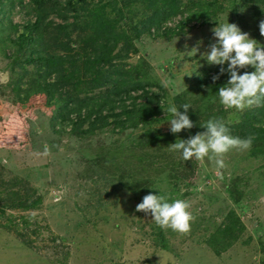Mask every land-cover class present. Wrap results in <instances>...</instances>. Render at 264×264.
<instances>
[{"label":"rangeland","instance_id":"rangeland-1","mask_svg":"<svg viewBox=\"0 0 264 264\" xmlns=\"http://www.w3.org/2000/svg\"><path fill=\"white\" fill-rule=\"evenodd\" d=\"M107 2L112 4L105 8L106 16L118 19L117 10L127 16L122 0H90L88 5L91 9ZM224 6L214 22L191 21L170 39L145 35L134 42L138 51L125 60L126 69L145 63L146 79L157 86L150 91L160 96L159 114L135 129L112 130L111 124L88 135H74L68 123L53 126L55 108L46 105L43 95L16 99L12 88L18 85L23 91L28 77L19 83L22 69H14L8 57L16 46L5 38L9 30L0 32V190L14 179L13 188H30L32 199L41 198L35 209L0 213V264H264V153L251 154L252 145L231 150L223 156L225 167L218 169L207 157L183 161L168 147L194 136L189 129L172 134L167 109L178 90L184 92L195 77L216 66L202 57L215 43L212 29L227 20L264 47L259 31L264 1L239 0ZM256 7L258 14L252 13ZM140 9L136 0L129 11ZM20 21L21 14L15 13L12 22ZM119 25L131 29L130 22ZM192 48H198L197 53L186 56ZM256 108L262 104L243 110L223 107L222 121L236 124ZM147 134L158 141L144 154L136 143ZM161 155L175 161L176 168L148 165ZM182 167L187 168L184 178ZM134 179L148 180L153 191L131 193L128 183ZM149 193L166 195L169 202L187 201L193 216L190 231L161 228L160 238L151 216L136 211ZM229 215L242 229L223 244L218 230L227 225ZM161 241L166 250L160 248Z\"/></svg>","mask_w":264,"mask_h":264},{"label":"trees","instance_id":"trees-1","mask_svg":"<svg viewBox=\"0 0 264 264\" xmlns=\"http://www.w3.org/2000/svg\"><path fill=\"white\" fill-rule=\"evenodd\" d=\"M235 1L239 0H187L188 3L183 0H140L141 9L134 10L132 14L129 8L136 0H122V8L127 16L123 17L117 10L119 20H114L105 14V8L111 6L112 2L90 9V0H0V32L9 30L5 38L16 46L11 51L12 57H8L14 69H22L18 75L19 83L28 77L22 86L25 89L22 91L16 85L12 93L21 101L30 95H43L46 105L55 108L53 126L59 124L63 128L68 123L71 132L77 136L94 134L111 124L114 125L112 130L122 131L135 129L140 123H152L150 118L155 119L159 114L160 96L150 91L157 86L146 79L143 61L126 69L125 60L138 51L134 42L145 35L170 39L184 31L191 21L201 25L214 22L217 14L225 10L224 4H234ZM15 13L21 14L18 23L12 22ZM252 13L258 14V8H254ZM177 17L180 18L173 26L165 27L166 23L173 22ZM119 21L130 22L131 29L118 26ZM220 67L216 65L212 70H204L195 77L192 86L173 99V104L181 112L184 111L181 105H191L187 115L194 124L189 129L193 135L205 131L201 125L208 120L223 122L225 118L217 92L225 85L229 75L225 72L213 81ZM223 67L227 68V65ZM244 71L254 69H241L239 74ZM138 92L140 94L134 95ZM261 104V109L252 110L251 115L242 117L238 123H224L234 137H254L251 154L264 153V102ZM156 138L147 134L136 145L144 149L145 154L149 146L158 141ZM152 160L148 165H158L159 168V165L164 167L167 164L173 169L177 166L175 161H168L164 155ZM181 170L183 176L180 178H184L187 168L182 167ZM16 182L12 179L4 190H0L2 214L7 210H32L40 203V196L31 198L34 194L32 189L23 186L13 188ZM149 183L145 179L141 183L130 180L129 191L134 194L151 192L153 190L149 188ZM229 216L227 225L218 230V234L224 238L223 244L227 239L236 238L234 233L242 229L237 228L241 227L239 220ZM155 230L160 238H164L160 227L156 225ZM211 238L209 242L213 241ZM160 248L167 249L163 243Z\"/></svg>","mask_w":264,"mask_h":264},{"label":"clouds","instance_id":"clouds-1","mask_svg":"<svg viewBox=\"0 0 264 264\" xmlns=\"http://www.w3.org/2000/svg\"><path fill=\"white\" fill-rule=\"evenodd\" d=\"M260 35L264 36V21L259 23ZM215 43L209 45V51L202 54L203 59L209 65H219V73L213 77V81L220 74L228 73L229 79L225 85L218 90L219 103L225 109L245 108L259 106L264 102V47L255 39H250L248 33H244L234 23L217 24L212 29ZM198 48H192L185 53L186 56H194ZM227 62V68L223 66ZM251 66L254 71L241 69ZM176 94H179V90ZM181 112L170 104L167 112L171 114L168 120L169 129L172 134L180 133L182 130L194 127L187 112L190 104L180 106ZM205 129L194 136L183 140L178 139L170 144L169 150L180 154L183 161L195 158L203 161L206 157L214 160L218 169L225 167L223 156L231 150H247L251 147L254 137L241 139L230 135L228 127L221 121L210 119L201 125ZM47 150V149H46ZM190 204L185 200L176 199L169 202V197L160 194L145 195L142 202L136 205L137 212L150 215L155 224L162 229L185 234L190 231V222L193 216L188 209Z\"/></svg>","mask_w":264,"mask_h":264}]
</instances>
